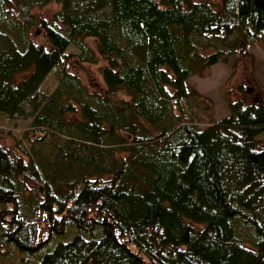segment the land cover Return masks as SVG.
<instances>
[{"label": "trees", "instance_id": "obj_1", "mask_svg": "<svg viewBox=\"0 0 264 264\" xmlns=\"http://www.w3.org/2000/svg\"><path fill=\"white\" fill-rule=\"evenodd\" d=\"M0 20V123L32 116L20 154L0 143V259L264 264V99L203 128L185 106L189 77L264 46L261 0H0ZM70 45L104 62L102 93L68 71Z\"/></svg>", "mask_w": 264, "mask_h": 264}, {"label": "rangeland", "instance_id": "obj_2", "mask_svg": "<svg viewBox=\"0 0 264 264\" xmlns=\"http://www.w3.org/2000/svg\"><path fill=\"white\" fill-rule=\"evenodd\" d=\"M59 7L57 2L52 1L45 6L35 7L32 13L38 19H50ZM2 23L3 20H0V25ZM29 36L34 43L45 44L43 30L33 28L30 30ZM86 42L95 49L96 43L93 39L88 38ZM247 51V54L236 53L229 56L224 61L218 62L187 79L188 88L195 90L198 95L187 100L185 106L192 117V122L199 128L226 117L229 100L234 101L240 98L244 101H257L264 99V46L254 42L247 46ZM68 52L71 54L65 61L68 71L78 77L90 91L102 93L105 90V85L99 68L104 65V62L99 60L98 63L92 64L80 61L77 57L78 49L74 45L69 46ZM56 84V79L50 73L39 88L40 98H44L47 93H50ZM25 105L28 113L30 110L28 105ZM77 116L78 114H68L67 119H75ZM31 121L32 116L28 115L5 119L4 122L0 123V143L20 154L17 148L18 139L23 138L24 130L30 127ZM1 131H11L12 134ZM28 135L31 139L37 135L42 137L40 133L31 130ZM258 139L264 143V133ZM57 141L58 143L64 142L63 139ZM245 179H247L245 175H242L241 179L232 182L230 187H235ZM1 250L8 253L5 248ZM0 264L32 263L25 253L15 250L10 254V257L0 259Z\"/></svg>", "mask_w": 264, "mask_h": 264}, {"label": "water", "instance_id": "obj_3", "mask_svg": "<svg viewBox=\"0 0 264 264\" xmlns=\"http://www.w3.org/2000/svg\"><path fill=\"white\" fill-rule=\"evenodd\" d=\"M261 5L264 8V0H261Z\"/></svg>", "mask_w": 264, "mask_h": 264}]
</instances>
